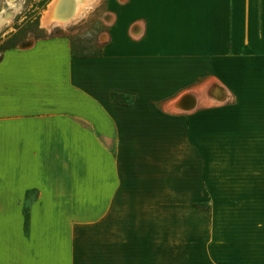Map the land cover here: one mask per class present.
I'll use <instances>...</instances> for the list:
<instances>
[{
	"label": "crops",
	"instance_id": "obj_1",
	"mask_svg": "<svg viewBox=\"0 0 264 264\" xmlns=\"http://www.w3.org/2000/svg\"><path fill=\"white\" fill-rule=\"evenodd\" d=\"M118 2L99 55L64 37L0 54V264H171L155 142L206 100L264 108V0Z\"/></svg>",
	"mask_w": 264,
	"mask_h": 264
},
{
	"label": "rangeland",
	"instance_id": "obj_2",
	"mask_svg": "<svg viewBox=\"0 0 264 264\" xmlns=\"http://www.w3.org/2000/svg\"><path fill=\"white\" fill-rule=\"evenodd\" d=\"M61 1L20 0L2 15L0 54L64 37L75 55H99L116 25L118 0H90L75 20L45 26ZM260 99L234 110H227L226 100L200 102L197 113L205 114L188 125L172 120L170 143L155 142V197L171 200L155 207V245L171 249V264H264V108L253 107ZM173 104L163 103L160 111L172 118L190 115ZM220 104L225 106H215ZM221 107L227 108L209 112ZM165 183L170 189L159 190Z\"/></svg>",
	"mask_w": 264,
	"mask_h": 264
},
{
	"label": "bare ground",
	"instance_id": "obj_3",
	"mask_svg": "<svg viewBox=\"0 0 264 264\" xmlns=\"http://www.w3.org/2000/svg\"><path fill=\"white\" fill-rule=\"evenodd\" d=\"M19 3L20 0H5L2 8L0 0V24L2 15L7 14L9 9L18 7ZM89 4L90 0H62L43 24L47 27L50 24H66L78 18Z\"/></svg>",
	"mask_w": 264,
	"mask_h": 264
},
{
	"label": "water",
	"instance_id": "obj_4",
	"mask_svg": "<svg viewBox=\"0 0 264 264\" xmlns=\"http://www.w3.org/2000/svg\"><path fill=\"white\" fill-rule=\"evenodd\" d=\"M181 103L184 105L185 110H191L196 105L195 99L191 95H187L183 97V99L181 100Z\"/></svg>",
	"mask_w": 264,
	"mask_h": 264
},
{
	"label": "trees",
	"instance_id": "obj_5",
	"mask_svg": "<svg viewBox=\"0 0 264 264\" xmlns=\"http://www.w3.org/2000/svg\"><path fill=\"white\" fill-rule=\"evenodd\" d=\"M117 100H118V97H117Z\"/></svg>",
	"mask_w": 264,
	"mask_h": 264
}]
</instances>
